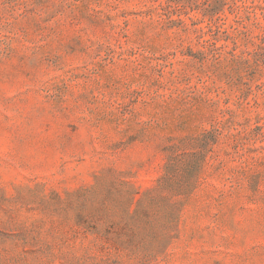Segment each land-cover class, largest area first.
Here are the masks:
<instances>
[{"label": "rangeland", "instance_id": "rangeland-1", "mask_svg": "<svg viewBox=\"0 0 264 264\" xmlns=\"http://www.w3.org/2000/svg\"><path fill=\"white\" fill-rule=\"evenodd\" d=\"M0 264H264V0H0Z\"/></svg>", "mask_w": 264, "mask_h": 264}, {"label": "trees", "instance_id": "trees-1", "mask_svg": "<svg viewBox=\"0 0 264 264\" xmlns=\"http://www.w3.org/2000/svg\"><path fill=\"white\" fill-rule=\"evenodd\" d=\"M218 3H221V0H218ZM220 12V6L219 5H211L209 8H207L205 12V16L208 17V19L211 21L217 16Z\"/></svg>", "mask_w": 264, "mask_h": 264}]
</instances>
